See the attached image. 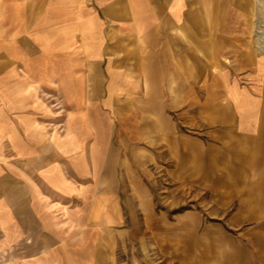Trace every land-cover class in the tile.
<instances>
[{
    "label": "crops",
    "instance_id": "0c3cea01",
    "mask_svg": "<svg viewBox=\"0 0 264 264\" xmlns=\"http://www.w3.org/2000/svg\"><path fill=\"white\" fill-rule=\"evenodd\" d=\"M260 17V0H0V262L52 264L69 230L110 243L130 222L118 138L204 195L173 221L138 182L173 255L264 264Z\"/></svg>",
    "mask_w": 264,
    "mask_h": 264
},
{
    "label": "rangeland",
    "instance_id": "374dc122",
    "mask_svg": "<svg viewBox=\"0 0 264 264\" xmlns=\"http://www.w3.org/2000/svg\"><path fill=\"white\" fill-rule=\"evenodd\" d=\"M260 5L261 17L259 23L262 32H264V0H260ZM116 143L119 145L116 148L118 158L125 155L128 159H130V156L132 158L131 202L126 203V215L129 214V210L131 212L130 222L129 217L126 216V222H114L110 225L109 237L106 235L107 233L105 234L110 243H107V239L104 238L105 242H101L102 234H104L103 227L95 225L97 223L84 226L83 229L81 228L82 231L74 236L70 235L69 230L68 248L69 252L72 250L73 257L69 254L68 259H55L52 260V264H186L187 260L180 257L178 253L173 255L171 244L162 243L160 237L157 238V230L154 224L149 226L146 225V222L141 221L145 213L139 209L137 195H135L136 192L138 193L136 186L139 181L143 180L144 184L152 191L155 211L159 214H167L169 219L173 221L189 209H194L196 205H200L199 200L204 195L197 194L195 189L186 186V181H179L167 173L173 166L172 161L167 160V156L152 162L144 157L145 162L143 164L139 155L135 156L137 154L134 153L132 147L124 148V145L121 144L122 141L118 138ZM152 151H154V154L161 153L163 155L162 147L157 148V150L152 149ZM123 168L124 166H121L119 170L122 172ZM136 176H142L143 178ZM118 182L121 186L125 184L126 192H128L130 178L121 176ZM120 197L121 200H124V198L129 199L127 194ZM195 197L198 199H195ZM217 223L219 222H213V224ZM232 231L239 232L236 229H232ZM95 235L96 240L100 238L97 242L94 240ZM107 245L110 246L109 250L104 248ZM94 255L96 258H92ZM11 261L10 258H3L0 264H12Z\"/></svg>",
    "mask_w": 264,
    "mask_h": 264
}]
</instances>
